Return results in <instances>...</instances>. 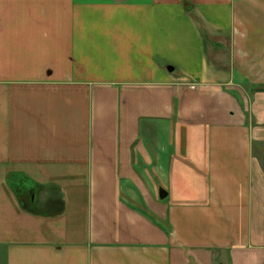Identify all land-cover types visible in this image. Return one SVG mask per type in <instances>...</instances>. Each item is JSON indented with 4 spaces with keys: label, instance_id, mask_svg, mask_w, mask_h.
Listing matches in <instances>:
<instances>
[{
    "label": "crops",
    "instance_id": "crops-1",
    "mask_svg": "<svg viewBox=\"0 0 264 264\" xmlns=\"http://www.w3.org/2000/svg\"><path fill=\"white\" fill-rule=\"evenodd\" d=\"M260 142L264 0H0V264H264Z\"/></svg>",
    "mask_w": 264,
    "mask_h": 264
},
{
    "label": "rangeland",
    "instance_id": "rangeland-1",
    "mask_svg": "<svg viewBox=\"0 0 264 264\" xmlns=\"http://www.w3.org/2000/svg\"><path fill=\"white\" fill-rule=\"evenodd\" d=\"M259 149L262 150V152L260 153V162L263 164V168H264V142H260L258 145H256L255 147V154H257V152L259 153Z\"/></svg>",
    "mask_w": 264,
    "mask_h": 264
},
{
    "label": "water",
    "instance_id": "water-1",
    "mask_svg": "<svg viewBox=\"0 0 264 264\" xmlns=\"http://www.w3.org/2000/svg\"><path fill=\"white\" fill-rule=\"evenodd\" d=\"M169 69L170 70H173V67L170 66ZM167 195H168V192L161 187L160 190H159V196H160V198H165Z\"/></svg>",
    "mask_w": 264,
    "mask_h": 264
}]
</instances>
